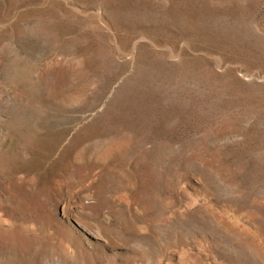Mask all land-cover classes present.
<instances>
[{
  "label": "rangeland",
  "instance_id": "rangeland-1",
  "mask_svg": "<svg viewBox=\"0 0 264 264\" xmlns=\"http://www.w3.org/2000/svg\"><path fill=\"white\" fill-rule=\"evenodd\" d=\"M10 45L0 264H264V0H0Z\"/></svg>",
  "mask_w": 264,
  "mask_h": 264
},
{
  "label": "bare ground",
  "instance_id": "bare-ground-1",
  "mask_svg": "<svg viewBox=\"0 0 264 264\" xmlns=\"http://www.w3.org/2000/svg\"><path fill=\"white\" fill-rule=\"evenodd\" d=\"M53 64V62H52ZM0 66H1V71L6 74V80L5 83L9 89H12L13 93L14 90L16 89V80L18 79L17 76V70H18V61H17V56L15 53H13V47L10 45L7 48V53H0ZM55 66V65H54ZM24 75H21V78L23 79ZM27 78V77H26ZM14 95V94H13ZM3 121V120H2ZM13 121V118H12Z\"/></svg>",
  "mask_w": 264,
  "mask_h": 264
}]
</instances>
